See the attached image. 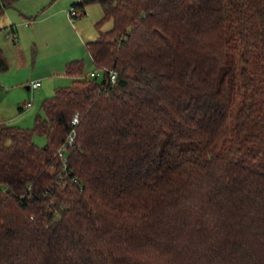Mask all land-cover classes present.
Listing matches in <instances>:
<instances>
[{"label": "trees", "instance_id": "trees-1", "mask_svg": "<svg viewBox=\"0 0 264 264\" xmlns=\"http://www.w3.org/2000/svg\"><path fill=\"white\" fill-rule=\"evenodd\" d=\"M99 1L88 51L127 84L75 59L0 125V264H264V0Z\"/></svg>", "mask_w": 264, "mask_h": 264}, {"label": "rangeland", "instance_id": "rangeland-1", "mask_svg": "<svg viewBox=\"0 0 264 264\" xmlns=\"http://www.w3.org/2000/svg\"><path fill=\"white\" fill-rule=\"evenodd\" d=\"M80 1L85 0H18L0 14V46L9 64L0 73V125L33 128L38 115L44 118L43 101L72 84L73 78L66 74L69 61L84 60L89 78L99 69L86 44L98 38L99 29H111L113 20L98 25L104 16L99 0L87 3L82 16L71 17L73 9L80 13L74 6ZM38 80L39 88L27 89ZM28 103L32 104L29 108ZM35 142L44 146L47 137L36 135Z\"/></svg>", "mask_w": 264, "mask_h": 264}, {"label": "built area", "instance_id": "built-area-1", "mask_svg": "<svg viewBox=\"0 0 264 264\" xmlns=\"http://www.w3.org/2000/svg\"><path fill=\"white\" fill-rule=\"evenodd\" d=\"M70 16L71 17H79L80 13L78 11H76L75 9L71 10L70 12ZM102 73L103 78L106 77L107 74V81H109V83L111 84H116L119 80V73L117 70L114 69H107V68H99L97 71H92L90 73V77H94V78H101L102 77ZM41 85V82L38 81H34L30 84V88L35 89L38 88ZM31 106V103L26 104V107L29 108ZM73 124L76 125L79 122V117L78 114L74 116L73 118ZM76 137V132H71L68 138L67 143L61 148V150L59 151V156L62 157V159L64 160V162H66V153L65 151L67 150V148L69 146H71L74 142V139ZM64 168H66V163L64 165Z\"/></svg>", "mask_w": 264, "mask_h": 264}, {"label": "water", "instance_id": "water-1", "mask_svg": "<svg viewBox=\"0 0 264 264\" xmlns=\"http://www.w3.org/2000/svg\"><path fill=\"white\" fill-rule=\"evenodd\" d=\"M119 84L120 85H126L127 84V80L122 78V79L119 80Z\"/></svg>", "mask_w": 264, "mask_h": 264}, {"label": "crops", "instance_id": "crops-1", "mask_svg": "<svg viewBox=\"0 0 264 264\" xmlns=\"http://www.w3.org/2000/svg\"><path fill=\"white\" fill-rule=\"evenodd\" d=\"M40 86H41V85H40ZM40 86H39V87H40ZM39 87H38V88H39ZM27 89H31V88H30V85L27 86ZM35 89H36V88H35ZM31 105H32V104H31ZM30 107H31V106H30Z\"/></svg>", "mask_w": 264, "mask_h": 264}]
</instances>
